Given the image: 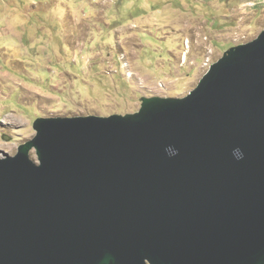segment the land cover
I'll use <instances>...</instances> for the list:
<instances>
[{"label": "water", "instance_id": "95a60500", "mask_svg": "<svg viewBox=\"0 0 264 264\" xmlns=\"http://www.w3.org/2000/svg\"><path fill=\"white\" fill-rule=\"evenodd\" d=\"M32 127L0 158V264H264V29L183 97Z\"/></svg>", "mask_w": 264, "mask_h": 264}, {"label": "rangeland", "instance_id": "374dc122", "mask_svg": "<svg viewBox=\"0 0 264 264\" xmlns=\"http://www.w3.org/2000/svg\"><path fill=\"white\" fill-rule=\"evenodd\" d=\"M255 2L0 0V158L38 118L126 115L143 97L185 96L264 29Z\"/></svg>", "mask_w": 264, "mask_h": 264}, {"label": "clouds", "instance_id": "9594fccd", "mask_svg": "<svg viewBox=\"0 0 264 264\" xmlns=\"http://www.w3.org/2000/svg\"><path fill=\"white\" fill-rule=\"evenodd\" d=\"M235 151H236L237 154H239V155H238V158H242V154L240 153V150L237 149V150H235ZM169 152H170V154H172V155L177 154V153H176L175 151H173V150H169Z\"/></svg>", "mask_w": 264, "mask_h": 264}, {"label": "built area", "instance_id": "2783aa9c", "mask_svg": "<svg viewBox=\"0 0 264 264\" xmlns=\"http://www.w3.org/2000/svg\"><path fill=\"white\" fill-rule=\"evenodd\" d=\"M251 1V5L253 6V5H255V0H250Z\"/></svg>", "mask_w": 264, "mask_h": 264}]
</instances>
